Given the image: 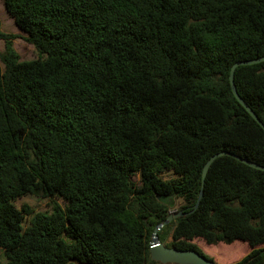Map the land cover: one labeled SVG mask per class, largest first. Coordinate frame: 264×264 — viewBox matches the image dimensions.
Wrapping results in <instances>:
<instances>
[{
    "label": "trees",
    "instance_id": "1",
    "mask_svg": "<svg viewBox=\"0 0 264 264\" xmlns=\"http://www.w3.org/2000/svg\"><path fill=\"white\" fill-rule=\"evenodd\" d=\"M3 5L38 53L21 61L20 36L0 22L8 264H161L151 259L153 232L179 211L159 232L166 247L204 255L191 241L239 240L253 249L234 264H264V171L226 155L203 180L220 152L264 166V129L230 82L236 62L264 57V0ZM234 82L264 124V62L239 66ZM27 196L65 206L26 227L31 213L15 203Z\"/></svg>",
    "mask_w": 264,
    "mask_h": 264
},
{
    "label": "rangeland",
    "instance_id": "2",
    "mask_svg": "<svg viewBox=\"0 0 264 264\" xmlns=\"http://www.w3.org/2000/svg\"><path fill=\"white\" fill-rule=\"evenodd\" d=\"M0 22L2 23V31L4 33H12L20 36L19 39L14 41V49L19 53L21 61H31L38 58L36 49L24 39L26 34L19 30V28L14 23V20L6 12L3 5V0H0ZM3 51L4 42L0 40V53ZM1 66L4 68L2 64ZM163 178L169 180L173 178V175L170 173H165L163 174ZM54 203H58L62 207L65 206L61 199L34 196L21 198L15 204L19 209L27 208L30 211L31 214L28 217L29 221L26 224V227H28L30 225V221L35 215L40 213H51ZM182 203L183 201L181 199L177 200V207L175 210H173V212L179 209ZM170 241L171 238L167 239L164 244H168ZM191 243L196 245L205 256L211 258L216 264H234L249 254L253 249L247 242L239 240L229 245L224 243L208 245L203 239L196 238L191 241ZM260 247H264V244ZM0 264H8L5 250L2 248H0ZM72 264L81 263L72 261Z\"/></svg>",
    "mask_w": 264,
    "mask_h": 264
},
{
    "label": "water",
    "instance_id": "3",
    "mask_svg": "<svg viewBox=\"0 0 264 264\" xmlns=\"http://www.w3.org/2000/svg\"><path fill=\"white\" fill-rule=\"evenodd\" d=\"M264 62V57L254 59V60H245V61H239L236 62L230 72V82L232 86L233 93L237 100L245 107V109L251 114V116L260 124V126L264 129V124L262 121L258 118V116L252 111V109L246 104V102L240 97V95L237 92L234 78H235V71L239 66H246V65H255L258 63ZM226 155H232L237 160L241 161L242 163L255 168L257 170L264 171V166H261L257 163L250 162L248 160H245L239 156L230 154L228 152H220L215 155H213L206 163L204 170H203V180L205 179L210 166L212 163L221 156ZM202 194L200 195L199 201L201 199ZM199 204V202H198ZM197 204V205H198ZM182 212H177L175 214H170L169 217L164 221L163 223L159 224L152 235L151 242H150V254L151 259L153 261L159 262L161 264H216L214 261L208 259L204 255L200 254L199 252L195 250H178L176 248H169L166 247L164 243L161 242L159 237V232L169 223H171L173 220L179 218L182 216Z\"/></svg>",
    "mask_w": 264,
    "mask_h": 264
}]
</instances>
